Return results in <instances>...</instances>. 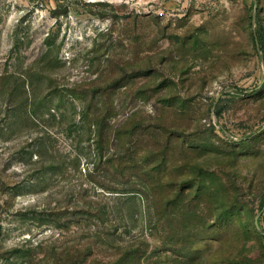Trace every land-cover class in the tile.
<instances>
[{
	"label": "rangeland",
	"instance_id": "obj_1",
	"mask_svg": "<svg viewBox=\"0 0 264 264\" xmlns=\"http://www.w3.org/2000/svg\"><path fill=\"white\" fill-rule=\"evenodd\" d=\"M0 264H264V0H0Z\"/></svg>",
	"mask_w": 264,
	"mask_h": 264
},
{
	"label": "trees",
	"instance_id": "obj_2",
	"mask_svg": "<svg viewBox=\"0 0 264 264\" xmlns=\"http://www.w3.org/2000/svg\"><path fill=\"white\" fill-rule=\"evenodd\" d=\"M256 39L259 40V42L262 44V41H261V38H260L259 35H258V37L256 36ZM114 157L116 158V160L119 159V155L118 154H115ZM109 161L111 162V160H109ZM114 162L115 163H113V162L109 163L108 161H106L104 163L106 164V166H108L109 169H113V168H115L114 170L119 169V167L122 165V162H116V161H114ZM131 167H132V165H131ZM107 171H109V170L107 169Z\"/></svg>",
	"mask_w": 264,
	"mask_h": 264
},
{
	"label": "water",
	"instance_id": "obj_3",
	"mask_svg": "<svg viewBox=\"0 0 264 264\" xmlns=\"http://www.w3.org/2000/svg\"><path fill=\"white\" fill-rule=\"evenodd\" d=\"M255 225H256V228H257L258 230L261 229V227H260V225H259V223H258L257 216L255 217Z\"/></svg>",
	"mask_w": 264,
	"mask_h": 264
}]
</instances>
